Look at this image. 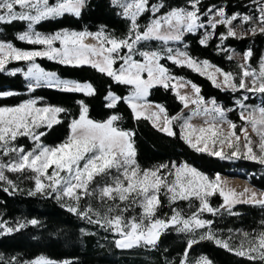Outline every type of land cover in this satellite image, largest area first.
Here are the masks:
<instances>
[{
	"label": "snow or ice",
	"instance_id": "snow-or-ice-1",
	"mask_svg": "<svg viewBox=\"0 0 264 264\" xmlns=\"http://www.w3.org/2000/svg\"><path fill=\"white\" fill-rule=\"evenodd\" d=\"M201 3L202 0H189L187 7L167 8L163 0L158 3L110 0L111 5L120 9L118 14L129 22L128 31L117 36L103 26L96 32L62 30L42 34L36 31L42 21L66 14L80 17L88 0H0V24L27 22V30L18 34L17 39L43 46L42 49L24 50L10 42H0V72L7 71L12 76L22 74L28 81L29 92L54 88L93 96L96 89L91 82L61 78L36 61L46 58L64 66H89L111 78L115 84L128 88V94L123 96L109 91L105 97L106 107L115 109L121 102L125 103L135 120H147L169 137L179 135L196 153L220 160L243 159L264 165V105L246 104L247 95L235 101L242 121L238 132V125L227 117V112L233 109H225L214 98L206 100L200 86L173 75L162 63L171 61L174 65L192 69L207 77L216 88L264 95V57L258 67H253L251 49L243 53L244 62L237 65L240 72L233 73L208 60L199 61L186 50L169 46L172 42L183 43L186 34L201 30L199 43L207 46L211 39L217 38L218 26L226 28L225 33L219 34L221 42L230 37L240 39L235 21L248 25L245 34H264V0H253L257 8L255 15L229 14L226 8L216 5L202 12ZM145 13L150 14L151 19L147 24H141L139 21ZM88 40L95 43H88ZM154 42H158L155 48L152 47ZM218 47L229 52L227 59H233L234 49ZM184 48H187L186 44ZM13 61L27 62V69H9L7 66ZM157 87L171 89L183 109L189 111L169 115L163 105L150 102L148 98ZM188 88L190 93L181 91ZM12 95L15 93H0V97ZM41 101L43 97L31 98L16 106H0V157H8L7 161L0 159V182L9 186L3 191L17 189L6 172L31 173L29 178L34 180V188L28 190L29 196H54L68 212L111 231L117 237L114 240L117 248H156L161 235L173 229L191 234L179 264H213L207 256L189 260L193 245L203 240L213 241L253 264H264V220L260 221L259 231L241 232L239 244L233 246L230 243L232 236L218 237L212 229L214 221L204 219L202 215L215 216L221 214L222 209L229 215H238L233 211L238 204L264 208V191L245 188L237 192L219 173L210 178L186 161L142 168L137 161L135 132L120 126L122 115L114 113L106 120H94L83 100L77 101L80 112L78 117L70 120L67 137L57 145H47L42 137L54 125L63 122L61 114H67L68 110ZM195 119H201L202 123H193ZM19 137H28L33 147L26 150L23 145H17ZM161 194L167 197L170 205L189 201L191 207V201H198L196 211L185 216L182 210L173 208L170 217L162 218L157 215L162 205ZM217 194L223 202L213 207L210 198ZM85 199H96L103 211L94 208L90 202L81 207V201ZM39 224L40 221L34 218L14 225L0 221V235ZM201 229L205 231L200 232ZM0 264H72V261H56L44 255L31 261H19L16 257L5 261L0 256Z\"/></svg>",
	"mask_w": 264,
	"mask_h": 264
},
{
	"label": "trees",
	"instance_id": "trees-1",
	"mask_svg": "<svg viewBox=\"0 0 264 264\" xmlns=\"http://www.w3.org/2000/svg\"><path fill=\"white\" fill-rule=\"evenodd\" d=\"M188 0H163L167 8L186 6ZM52 2V0H50ZM159 0H150V3ZM241 0H204V8L210 5H222L229 14L234 12H245L246 7ZM163 11V10H162ZM118 8L110 4V0H88V6L83 10L80 17L66 14L63 17L42 21L36 26V30L44 33L58 29H71L75 31L100 30L103 26L107 31L121 36L128 31L129 22L120 16ZM254 13L255 9H251ZM149 16L145 13L139 23L145 24ZM24 27L23 22L12 24H0V38L12 43L15 47L30 49L31 45L21 42L16 34ZM226 30L218 26L217 38L208 42L207 46L199 43L198 34H187L184 44L186 51L198 59L208 60L220 68H227L224 52H216L219 42L218 35ZM156 43V42H154ZM153 43V44H154ZM226 48L238 51L252 50L250 63L255 67V61L264 52V34L255 36L249 34L242 38H228L223 41ZM152 47H157L152 45ZM37 62L46 70L56 72L60 77L69 78L81 82H91L96 89V94L86 96L83 93H66L54 88H40L35 92H29L26 82L21 74L15 76L0 72V91L10 90L15 95L0 97V106H14L27 98L43 97L42 104L60 106L68 110L67 114H61L63 122L54 125L47 130V135L42 137L43 143L57 145L61 143L68 134V125L72 118L78 117L80 105L77 101L83 100L89 107V116L98 121H103L114 113L122 115L120 126L135 132V146L137 149V161L142 168H151L162 163L177 164L188 162L210 178L217 173L228 176H238L246 179L251 185L264 190V169L253 161L239 160L228 161L210 157L207 154L196 153L188 147L180 138L169 137L158 131L147 120H135L130 108L123 102L115 109L106 107L105 99L109 91L118 95H127L128 88L115 84L111 78L97 72L89 66L71 67L60 65L57 62L44 58H38ZM174 75L182 76L201 87V95L205 98H214L224 107L233 106V100L239 96L237 92L224 91L216 88L205 76H201L192 69L172 64L171 61H162ZM111 86V87H110ZM149 101L163 105L169 115L177 114L182 104L171 89L157 87L152 90ZM231 118V113H228ZM178 131V129H177ZM24 139H19L23 143ZM26 144V143H25ZM12 193V194H10ZM162 205L157 215L164 217L176 207L183 210L186 201H178L176 204H168L160 197ZM213 207H218L222 198L214 195L210 198ZM197 205L190 209L195 211ZM238 215H229L227 211L221 210V217L207 215L209 220L214 221L213 226L222 228L243 227L246 230L254 228L257 223L264 219L263 209L251 204H240L234 209ZM0 216L9 222L37 219L40 224L27 226L26 228L12 234L0 235V256L5 261L16 257L19 261L34 258L39 255L50 257L56 261L70 260L72 264H179L187 246L186 238L173 229L164 232L158 241L156 248L134 247L131 249H120L110 239L109 233L99 229L96 225L87 224L77 215L70 213L61 204L47 196H29L25 191H3L0 186ZM218 218V219H217ZM200 255L207 256L213 264H253L244 257H238L228 250L214 244L210 240L200 241L193 245L189 252V260Z\"/></svg>",
	"mask_w": 264,
	"mask_h": 264
},
{
	"label": "rangeland",
	"instance_id": "rangeland-1",
	"mask_svg": "<svg viewBox=\"0 0 264 264\" xmlns=\"http://www.w3.org/2000/svg\"><path fill=\"white\" fill-rule=\"evenodd\" d=\"M203 1L204 0H202V3H203ZM241 1H243V3H242V5L244 6V7H246V11L245 12H234V13H240L241 15H244V14H248V15H255V14H257V8H256V5L253 3V0H241ZM154 3H158V2H154ZM201 3V5H200V7H201V11L203 12V11H206L207 10V8L209 7H206V8H204V6H203V4ZM189 5V0L186 2V6H182V7H187ZM211 6V5H210ZM217 7H223L222 5H216ZM251 9H255V12L254 13H252L251 12ZM120 12V9L118 8V12L117 13H119ZM233 14V13H232ZM151 19V16H150V14H149V16L147 17V19H146V23L145 24H147L148 22H149V20ZM204 19H207V17H205ZM24 23V27H23V29L20 31V32H18L17 34H16V38H17V36H18V34H20L21 32H23V31H26L27 30V22H23ZM234 26L236 27V31H237V34H238V36H245V35H249V34H245V29L246 28H248V25H241L240 23H239V21H235L234 22ZM221 27H223L225 30H226V28L224 27V26H221ZM62 30H70V31H75V30H71V29H58V30H56V31H53V32H49V33H44V32H41L42 34H52V33H55V32H57V31H62ZM37 31V30H36ZM79 31H84V30H79ZM96 31H98V30H96ZM96 31H92V32H96ZM40 32V31H39ZM188 34H198L199 35V40L202 38V34H203V30H201V31H199V32H197V33H188ZM187 35V34H186ZM218 37H219V35H218ZM19 40V39H18ZM20 41V40H19ZM219 42L217 43V45H216V52H224V51H222L221 50V47H218V46H222V47H225L224 45H223V42H221V40L219 39L218 40ZM0 42H8V41H6V40H3V39H1L0 38ZM21 42H24V43H27V42H25V41H21ZM88 43H95V41H93V40H88L87 41ZM28 44V43H27ZM29 45H31V47L32 48H30V49H24V50H34V49H42L43 48V46H41V45H32V44H29ZM152 45H156V46H158V42H156V43H154V44H152ZM184 42L183 43H175V42H172V43H170V45L169 46H171V47H174V48H179V49H181V50H185V48H184ZM20 49H22V48H20ZM228 49H233V48H228ZM247 51V50H246ZM245 51H238V50H235L234 49V52L233 53H231L232 55H233V59L232 60H229V59H227V56L229 55V52H227V54H226V56H225V59L227 60V61H229L228 63H227V68H225L224 70L225 71H231V72H233V73H239L240 72V69L237 67V65L239 64V63H243L244 62V60H243V53H244ZM262 57H264V52L262 53V55L255 61V67H258V64H259V61H260V59L262 58ZM38 59V58H37ZM44 59H46V58H44ZM48 60V59H47ZM197 60H199V61H203V60H205V59H198L197 58ZM37 62V61H36ZM55 62V61H54ZM38 63V62H37ZM212 64V63H211ZM214 65V64H213ZM27 66H28V64H27V62H24V61H13V62H11L7 67L9 68V69H12V68H16V67H21V68H24L25 70L27 69ZM217 66V65H216ZM223 69V68H222ZM48 71H50V70H48ZM5 73H8L7 71H5ZM22 75V74H21ZM174 75V74H173ZM23 76V75H22ZM175 76H177V77H181V76H178V75H175ZM24 78V77H23ZM61 78H63V77H61ZM64 79H69V78H64ZM186 79V78H185ZM24 80H25V78H24ZM186 80H188V79H186ZM25 82H26V85L28 84V81L27 80H25ZM81 82V81H80ZM221 90H224V91H230V92H237V91H232V90H229V89H225V88H220ZM182 92H184V91H187V92H191V89L190 88H188V89H182L181 90ZM2 92H11L10 90H2V91H0V93H2ZM173 92V91H172ZM174 93V92H173ZM238 93H239V96H237L234 100H233V106H230V107H224L220 102H218V104H220V105H222L225 109H233V111H229V112H227V117H228V119H230V120H232L233 122H235L237 125H238V128H237V131L239 132V126L242 124V121L240 120V118H239V108H238V106L236 105V103H235V101L237 100V99H240L242 96H244V95H247L248 97H249V99L247 100V101H245V103L246 104H248V105H252V106H258V105H264V95H262V94H259V93H248V92H246V91H244V90H240V91H238ZM175 94V93H174ZM32 97H30V98H27V99H25L24 101H26V100H28V99H31ZM206 100H211V99H213V98H205ZM24 101H22V102H24ZM22 102H20V103H22ZM19 103V104H20ZM153 103V102H152ZM153 104H156V103H153ZM18 105V104H17ZM14 106H16V105H14ZM191 107V106H190ZM184 111L185 113H187L188 111H189V109H183V105H182V108H181V110L178 112V113H180L181 111ZM228 113H231V115H232V117L233 118H231L230 116H228ZM133 115V114H132ZM107 119V118H106ZM105 119V120H106ZM193 123H195V124H201L202 123V120L201 119H195L194 121H193ZM226 127V126H225ZM69 129V128H68ZM250 132H251V130H249ZM68 132H69V130H68ZM68 135V134H67ZM21 138H23L24 140L23 141H25L24 142V144L21 142H19V139H21ZM26 143V144H25ZM16 144L17 145H23L24 147H25V149L27 150V149H31L32 147H33V142L28 138V137H19L18 138V140L16 141ZM0 159H2L3 161H7L8 160V157H0ZM241 160H243V159H241ZM231 161H239V160H231ZM260 165V164H259ZM261 166V168H263L264 169V165H260ZM152 168V167H151ZM6 175L11 179V180H13L14 181V183L16 184V186H17V189L15 190V191H19V190H22V191H25L26 193H28V190H30V189H32V188H34V180H32V179H30L29 177L32 175L31 173H24V174H20V173H11V172H6ZM221 175V177H222V179L224 180V181H226L227 182V184L230 186V187H232V188H234L237 192H241V191H243L245 188H250V189H252V190H254V191H257V192H261V191H264V190H262V189H258V188H256V187H254L253 185H251L246 179H244V178H242V177H238V176H228V175H224V174H220ZM213 178V177H212ZM0 186L1 187H3V188H5V187H9L6 183H4V182H0ZM9 191H13L11 188H9ZM38 195H40V194H38ZM218 195V194H217ZM48 197V196H47ZM161 197H163L165 200H166V203H168L169 204V201H168V199H167V197L166 196H164L163 194H161ZM51 198H53V199H55L54 198V196H52ZM56 200V199H55ZM92 203V205H93V207L94 208H99L101 211H103V207H102V205L96 200V199H92V200H88V199H85V200H82L81 201V207H83L86 203ZM223 202V201H222ZM222 202H221V204H222ZM60 204L62 203V202H59ZM189 201H186V205L184 206V208H183V210H182V213H183V215H185V216H187V215H190L192 212H194V211H192V212H190V209L192 208V207H194V206H198V201H195V200H193V201H191V204H192V206L191 207H189ZM220 204V205H221ZM238 205H240V204H238ZM237 206V205H236ZM235 206V207H236ZM65 208V207H64ZM174 208H176V207H174ZM262 208V207H261ZM66 209V208H65ZM178 209V208H177ZM263 209V213H264V208H262ZM173 208L171 209V212L169 213V214H167L166 216H164V217H162V218H167V217H170L172 214H173ZM223 210V209H222ZM139 209H136V212L137 213H139ZM196 211V210H195ZM129 215H131V213H129ZM203 215V218L204 219H208V216L207 215H211V216H213L212 214H210V213H203L202 214ZM223 214H218L217 215V217L219 218V217H221ZM217 218V219H218ZM209 220V219H208ZM264 220V219H263ZM0 221H6L9 225H14V224H16L17 222H9L8 220H3L2 218H1V216H0ZM83 221L85 222V223H87V224H90V223H88L87 222V220H84L83 219ZM19 222H23V221H19ZM93 225H96V224H93ZM99 229H102L103 231H106L105 229H103V228H100L98 225H96ZM212 229H213V231L216 233V235L218 236V237H221V238H224V239H227L229 236H232V240L230 241V243L233 245V246H235V245H237V244H239V242H240V239L242 238L241 236H240V233L241 232H251L252 230H257V231H259V229H260V221L257 223V225L254 227V228H250L249 230H246L245 228H243V227H238V228H234V227H231V228H222V227H219V226H213L212 225ZM232 230L231 232L229 231V230ZM200 232H203V231H205L204 229H201V230H199ZM107 233H109V235H110V239L111 240H115L117 237L111 232V231H107ZM185 238H186V240L188 241V239H190L191 238V234H185V233H181ZM199 235V232L197 233V236ZM213 242V241H212ZM214 243V242H213ZM215 244V243H214ZM40 256V255H39ZM200 256H205V255H200ZM200 256H198V257H200ZM36 257H38V256H36ZM36 257H34V258H36ZM34 258H31V259H27V260H23V261H31V260H33ZM59 261H63V260H59Z\"/></svg>",
	"mask_w": 264,
	"mask_h": 264
}]
</instances>
